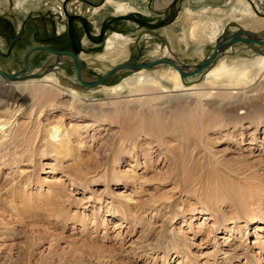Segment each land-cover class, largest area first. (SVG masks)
<instances>
[{"label": "rangeland", "instance_id": "374dc122", "mask_svg": "<svg viewBox=\"0 0 264 264\" xmlns=\"http://www.w3.org/2000/svg\"><path fill=\"white\" fill-rule=\"evenodd\" d=\"M185 1L140 0L143 10L95 21L96 8H112L107 0H37L38 9L24 16L17 14L16 0H0L7 8L0 12V69H23L24 55L38 46L63 51L73 45L82 80L95 81L113 69L99 83L105 87L130 74L118 75L123 64L164 56L195 67L221 36L243 27L230 20L200 51L173 52L164 30L176 23ZM250 1V11L263 20L264 0ZM114 34L127 38L126 52L108 55L113 63L102 61ZM258 34L264 35L263 25ZM219 52L228 61L250 59L264 54V46L235 40ZM54 58L36 50L21 79L0 77L11 85L50 72L77 86L81 96L73 102L41 82V92L54 94L50 100L27 96L17 110L19 103L6 97L9 85L0 86V120L9 126L0 133V264H264V126L240 123L235 115L245 114L238 107L221 112L208 105L239 101L254 116L257 105L264 106V83L249 99L244 90L221 85L204 96L208 65L182 76L180 91L88 94L74 62L52 63ZM153 66L143 68L153 73ZM235 91L232 98L222 94ZM258 112L264 120V107ZM53 126L64 131L59 136L71 137L72 154L50 151ZM58 178L64 191L51 199L49 185Z\"/></svg>", "mask_w": 264, "mask_h": 264}, {"label": "bare ground", "instance_id": "6f19581e", "mask_svg": "<svg viewBox=\"0 0 264 264\" xmlns=\"http://www.w3.org/2000/svg\"><path fill=\"white\" fill-rule=\"evenodd\" d=\"M25 1V6H22L23 1L16 0V4L19 7L16 8L18 15L24 16L31 10L38 9L34 8L38 4L37 0ZM139 1L140 0H107V2L112 5V8H96L94 11L95 21L99 20L100 17L107 13L114 12L116 14H124L131 10H143L144 8L140 6L141 2ZM201 2L202 8L199 9L196 8L198 0H187L184 3L182 10L184 14L183 19L181 20V18H179L176 23L171 28H169L168 32L164 33L171 45L176 44V48H181L182 45H188L189 42H191L195 45L194 47L200 50L201 44L203 45L212 43L218 37L225 24L232 19L237 20L243 27L240 32L237 31L239 32L237 38L247 39L250 37L260 41L264 40V35L258 34V30L261 29V25L264 23V20H258L255 18L254 14L249 9V2H247L246 0H201ZM214 2H217L221 7L213 4ZM3 7H6V5L4 4ZM170 31L173 32V35H170ZM231 35L232 34L221 36L219 39L220 41L217 43H226ZM126 44L127 38L121 37L117 34L109 36L106 41V51L105 54L101 56V60L106 62L110 61V63H113V59L107 58V56L109 55V57H112L114 55L125 53ZM221 53L219 52L207 67L205 80L201 84L208 87L209 89L206 90L203 95L208 96L211 95V93H214L211 91V89H215L214 87L216 85H221L222 87L232 90H244L245 93H248L247 95H245L248 96V99L249 97H256L255 95L260 94L259 92H261L263 89L261 85L264 83L262 82L264 80V54H257L250 59H232L228 61L226 55H221ZM60 58L67 60L71 59L74 62V59L71 56L63 54L57 55V59L54 58L52 60V63L56 62ZM162 59L167 60V62H160L154 65L152 67L154 68L153 73H149V71L145 70L143 67L133 68L131 64H123V66L117 69L118 75L121 76V74L126 71L127 73L130 72V74L118 85L113 87H105L99 84L91 86L89 84L93 81L86 82L84 79L82 80V74H80V78L82 81H79L82 84L89 85L88 88L86 87V92H88V94L94 91H103L107 95H117L124 90H127V92L130 93L129 95H138L148 92L168 93L171 88H173L175 91L182 90V88L184 87L182 76H184L185 73L193 71L194 68H196L200 64L198 63L195 67L184 68L180 66V64L168 58H165L164 56ZM100 64L101 62H99V65ZM163 64H166V67H163ZM32 76L35 77L37 75L35 74ZM0 77L6 81H13V79L6 78L3 75H0ZM27 77L29 78L30 76H26V78ZM16 78L21 79L22 77ZM256 79L258 81L260 79V82H258L257 84H253ZM4 80H0V83L2 82V85L0 86L4 88V86L9 85L8 88H10L11 91L6 97L13 103H19V107L17 110H20V108L24 105L27 96H30L31 99H39L44 97L46 100H50V98L54 94H52L49 89L41 92V90L45 87L44 85L40 84L41 82H45L47 84V87L56 90L57 93L55 94L69 96L73 100V102L81 99V96L79 95L80 89L77 86L70 85L67 81H62L54 77L50 72L45 73L41 79L30 78L25 81L13 83L11 82V85L4 84ZM235 93H237V91L226 92L222 94H225L226 96H230V98H232V94ZM262 93H264V89ZM230 102H233V104H225L222 101L218 102V100H213V102H208V105L213 109L220 110L221 112H223L228 106L238 107L237 110H240L239 114H245L240 116L237 113L235 115L238 116L237 120H239L240 123H242L243 120L248 119L250 123L254 124L255 129L264 126V120L260 119L262 116H260L261 114L258 112L261 109L263 110V105H257L255 112L253 113L254 116H252L251 113L248 115V111L243 110L244 107L242 105L238 106L239 104L237 103L239 101ZM78 108H80L79 110H84V108L80 105H78ZM237 110L234 111L233 109L232 111L238 112ZM7 123L8 120H0V133L2 132V134H4L6 132L9 126H4ZM53 129L54 131H52L51 128L48 130L51 138L48 139L50 151L59 153L61 156L72 154L75 149L70 144L71 137L69 135L66 136L65 134L64 135L66 137L64 135L59 136V133L64 131L61 130L58 133L60 128L57 129V126H53ZM62 180V178H58L53 184L49 185L51 187L50 194H48L47 192L46 193L51 199H56L58 194L64 191V186L61 183ZM129 207L130 206H126V208ZM175 217L176 215H173L172 219H174ZM164 262L167 261L164 260Z\"/></svg>", "mask_w": 264, "mask_h": 264}, {"label": "water", "instance_id": "95a60500", "mask_svg": "<svg viewBox=\"0 0 264 264\" xmlns=\"http://www.w3.org/2000/svg\"><path fill=\"white\" fill-rule=\"evenodd\" d=\"M239 32H235L233 33L229 38H228V41H226V43L224 44H219V43H216V46L214 48V50L212 51V53L208 56V58H206L205 60H203L196 68H195V71H200L202 68L208 66L210 64V62L214 59V57L217 55V53L224 47L228 46L230 43H232L233 41L235 40H238L240 42H243V43H256V44H260V45H263L264 46V40L263 41H260V40H257V39H254V38H247V39H239L237 38ZM39 49H43V50H47V51H50L56 55H69L71 56L73 59H74V63H75V73H76V76L77 78L81 80L80 78V72H81V65H80V62L77 58V56L75 55V48H74V45H73V48L72 50H57V49H54V48H51V47H48V46H38V47H35L31 50H29L25 55H24V58H23V69L19 70L18 72H14V73H11V74H7V73H4L1 69H0V75H3L4 77L6 78H9V79H16V77H20L22 75H24L27 70H28V57L29 55L36 51V50H39ZM256 52H258L257 49H255ZM167 62V60H164V59H158L156 61H152V62H143V63H138V64H131L133 68H138V67H151L153 66L154 64L156 63H159V62ZM113 71V69H111L110 71H108L105 75H103L101 78L91 82L89 85H95V84H99V83H102L103 80L105 79V77L110 74L111 72ZM187 73H185L186 75Z\"/></svg>", "mask_w": 264, "mask_h": 264}, {"label": "crops", "instance_id": "0c3cea01", "mask_svg": "<svg viewBox=\"0 0 264 264\" xmlns=\"http://www.w3.org/2000/svg\"><path fill=\"white\" fill-rule=\"evenodd\" d=\"M186 1H187V0H186ZM186 1H185V2H186ZM246 1L249 2V7H250V8H255V5L252 4V1H250V0H246ZM185 2H184V3H185ZM213 4L220 6L217 2H214ZM183 6H184V4H183ZM183 6H182V10H183ZM220 7H221V6H220ZM196 8H198V9H199V8H202V2H201V0H198V3L196 4ZM4 9H5V8H0V12H2ZM182 10L180 11V15H179V17L177 18V20H178L179 18H181V20L183 19V15H184V14H183V11H182ZM117 14H118V13H117ZM121 14H122V13H121ZM263 15H264V14H263ZM260 19H263V20H264V16H261ZM177 20H176V21H177ZM232 20H233V19H232ZM262 25L264 26V23H263ZM169 28H171V27H169ZM168 30H169V29H165V30H164V33H165V32H168ZM170 33H171L170 35H173V32L170 31ZM165 36H166V35H165ZM166 38H167V37H166ZM169 44H170V42H169ZM203 45H206V44H203ZM194 46H195V45H194L193 43H191V42H189L188 45H184V46L182 45V47H185L186 49H187L188 47H192V48H195L196 50H198V49H197L196 47H194ZM182 47H181V48H182ZM201 47H202V44H201ZM170 48H171V50H172L173 52L178 51L177 48H176V44H172V45L170 44ZM200 49H201V48H200ZM198 51H200V50H198Z\"/></svg>", "mask_w": 264, "mask_h": 264}]
</instances>
